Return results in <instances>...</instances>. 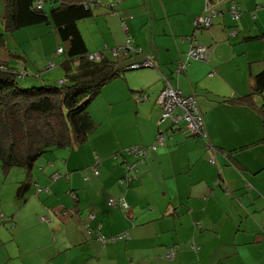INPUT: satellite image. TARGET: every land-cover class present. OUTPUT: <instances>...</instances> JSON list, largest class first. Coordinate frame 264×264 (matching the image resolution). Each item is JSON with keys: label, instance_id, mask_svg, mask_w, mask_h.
<instances>
[{"label": "crops", "instance_id": "0c3cea01", "mask_svg": "<svg viewBox=\"0 0 264 264\" xmlns=\"http://www.w3.org/2000/svg\"><path fill=\"white\" fill-rule=\"evenodd\" d=\"M96 1L93 16L77 22L93 45L83 37L89 52L104 45V56L113 59L111 50L130 36L141 51L120 62L152 57L155 67L127 68L102 88L88 108L95 129L60 154L62 165L52 162L29 180L14 171L0 185L7 199L0 205V264H264V91L241 104L223 102L250 93L253 76L264 69V0H234L240 19L221 14L209 29L192 25L204 0ZM49 27L21 29L44 37L38 45L44 59L57 44ZM190 38L210 49L209 62L175 71ZM21 49L10 50L27 56ZM161 75L182 95L196 96L208 142L232 157L217 152L209 163L202 141L183 130H168L165 144L148 149L142 162L126 152L150 147L162 128ZM141 93L147 100L140 102ZM134 163L137 178L120 183ZM111 197L123 198L130 212L109 207ZM123 232L125 239L99 240Z\"/></svg>", "mask_w": 264, "mask_h": 264}, {"label": "trees", "instance_id": "16d2710c", "mask_svg": "<svg viewBox=\"0 0 264 264\" xmlns=\"http://www.w3.org/2000/svg\"><path fill=\"white\" fill-rule=\"evenodd\" d=\"M2 2L3 13L0 16V22L4 32L13 33L23 28L38 25L50 26L49 28L55 35L57 43L50 55V59H48L49 63L47 67L40 68L36 65H31L26 55L11 51L4 42V33H0L1 46L3 48L6 47L5 49L8 51L7 58H5L6 60H0V167L5 171L11 167H20L25 173V180H29L36 161L43 154L49 153L54 149L75 146L87 139L88 135L95 129V124L90 117L88 108L107 83L117 78L122 79L124 71L127 68H131L136 64H142L145 60H148L151 64L150 67L146 68H153L155 65L152 57H143L141 62L130 64L121 63L122 56L113 59L105 57L104 51L106 48L104 45L99 51L89 52L77 22L93 16L94 10L97 8L96 0H2ZM46 2L49 3V9H46ZM224 2L227 3L226 6H224ZM211 3H216L218 5H216L214 10L215 13L211 18L210 26L204 29H209L212 26L213 18L224 13H227L233 22H237L240 19L242 11L234 0H224L223 2L221 0L215 2L214 0H204V8L200 15L205 14L204 10L206 5H211ZM232 6L235 8V15L237 18H232L229 14ZM108 9H110L111 12H116L114 15H117L118 11L115 5H108ZM196 18H194L193 21ZM193 27L194 29H203L196 25H193ZM235 34L236 30L233 27L229 31V35L234 36ZM259 38L264 39V32L259 34ZM192 41L200 45L195 39L190 38V43ZM127 44L132 45L133 48L139 50V52L129 50L126 54L129 52L140 53V48L133 45L130 36L126 38L125 45L120 48H125ZM200 46L207 48L208 53L206 59L198 60L195 58H187V50L184 53V58L182 57L177 61L175 71L177 69L179 71L182 70V72L185 71L187 65L192 61L209 62L211 56L210 49L205 45ZM59 48L61 51L57 52ZM92 53H99L101 55L99 60H91L89 55ZM11 57L20 60L19 63L23 66L24 72H19L20 70L9 65L11 63ZM18 65L20 66V64ZM29 65L34 67L32 71L27 70ZM57 65L62 69V76L53 80L56 83L46 84L44 73ZM38 68H40V70H38ZM46 74H48V72ZM213 74L214 71L211 70L209 76ZM25 78H30L37 82L40 81L41 85L34 86V83L27 82L32 86L27 88L19 86L17 80ZM161 80L164 84L162 89L167 82L173 89L181 92L176 89L164 75H161ZM263 91L264 69L253 76L252 90L250 93L227 98L223 102L241 104L253 94H262ZM184 96H191L196 101L197 105L196 96L194 94ZM138 97L140 102L147 100V96L143 93L139 94ZM143 97H145V99L141 100ZM160 123H165L166 128H159L157 134L161 133L162 130H169L171 134L178 130H183L190 134L183 129L184 124L182 123L177 129L174 127L170 128V125L166 122ZM205 134V137L190 135L202 141L206 153H208L207 161L209 163H211L209 161L211 158L214 159L213 161L215 163V154L217 152L224 154L226 158L231 156L232 151H222V149L214 145L211 146L208 142L206 131ZM167 137L166 133V139ZM129 149L130 148L126 149L127 153H130ZM144 156H134L136 163L142 162ZM97 162L99 161L97 160L96 163ZM96 163L92 166L93 173L97 171L94 167ZM136 163L127 165L126 170L128 171L127 175L135 171L134 175L137 178L134 166ZM97 174L94 173V175ZM52 177L55 178L56 176H51V178ZM216 181V183H218L217 179ZM224 189L225 191L228 190L227 188ZM36 190L38 191L40 189ZM72 197L75 200L77 199L76 195H72ZM107 205L109 207H118L125 214H128L131 210L130 206L128 209H125L120 205H109L108 201ZM91 217L92 215L89 214V218ZM121 234L124 236L119 239L116 238L111 240L112 236L105 237L101 235L105 238L101 241L100 236L99 240L102 243H106L119 241L127 237L126 232L117 235ZM117 235L113 236L117 237Z\"/></svg>", "mask_w": 264, "mask_h": 264}, {"label": "built area", "instance_id": "2783aa9c", "mask_svg": "<svg viewBox=\"0 0 264 264\" xmlns=\"http://www.w3.org/2000/svg\"><path fill=\"white\" fill-rule=\"evenodd\" d=\"M113 14H116V12H112ZM203 15L198 16L194 21L193 25H196L197 27L207 28L210 26L211 18L214 15L215 11L213 10V7L209 4L206 5ZM229 14L232 18H237L235 13L234 6L231 7ZM125 27L124 23H122ZM126 29V28H125ZM132 50L139 52V50H135L132 45L127 44L125 48H114L111 50V56L113 58H120L121 56H124L127 51ZM61 49H57V52H60ZM208 51L207 48L204 46L198 45L195 41H192L190 44V47L187 51V58H195L198 60H204L206 59ZM101 55L99 53H92L89 55V58L91 60H99ZM138 65H144V66H151L150 62L147 60L144 61L142 64H136ZM183 67V65H182ZM144 100L145 97L141 98V100ZM156 104L160 110V122H166L168 125L174 128H179V126L184 124L183 129L188 131L191 135H200L205 137V131H204V123L202 114L198 109V106L196 105V101L191 96H184L179 91L173 89L171 86H169V83L166 82L164 88L159 93ZM166 131H161V133H158L156 135L155 142L150 147H133L129 149V152L133 154L135 157L144 156L146 151L148 149H156L157 146L162 145L166 142ZM201 138V137H200ZM214 159L211 158L209 161L211 163H214ZM95 174H97V171H94ZM135 171L132 172V174L127 175L126 177H123L119 179L120 183L123 184H129L132 180L136 179V176L134 175ZM109 205H120L124 207L125 209L129 208V205L126 201L121 199H114L110 198L108 200ZM43 220V218H41ZM124 235H117V237L112 236L111 240L122 238ZM105 237L101 236L100 239L103 241ZM194 249L196 247L192 246ZM168 256H171V253H169Z\"/></svg>", "mask_w": 264, "mask_h": 264}, {"label": "rangeland", "instance_id": "374dc122", "mask_svg": "<svg viewBox=\"0 0 264 264\" xmlns=\"http://www.w3.org/2000/svg\"><path fill=\"white\" fill-rule=\"evenodd\" d=\"M46 9H49V3L46 2ZM213 10H215L216 8V3H211ZM3 13V2L2 0H0V16ZM225 15H227L229 17V15L227 13H224ZM79 28L81 30V34L82 36L86 39L87 35H86V30L83 27L82 22L78 23ZM32 32L31 28L29 29H24V30H18L17 32H13V33H8V32H4L3 27L1 25L0 22V33H4L3 35V39L4 42L7 43V47L10 49H15V50H22L21 48L25 49L27 52V57L29 60V63L31 65H36L40 68L42 67H47L48 59H50V56L47 59H44V54L42 53V50L40 49V47H38V45H40V39H43L42 37H39L37 39H32L35 37V35H30L29 37L26 36V33ZM48 38H46L47 41ZM87 40V44L89 49L93 48V45L91 43V41ZM22 46V47H20ZM6 48V47H5ZM3 48L1 46L0 43V60H6L5 58H7V50ZM11 63L9 64L11 67H15L18 70H20L19 72L23 71V66L21 65V63H19V59L15 58V57H11L10 58ZM206 61V60H205ZM20 64V66L18 65ZM22 68V70H21ZM40 68H38V70H40ZM24 72V71H23ZM48 72V74H46ZM46 73H44V79L46 80V84H54L56 82H54L53 80H55L57 77H61L62 76V69L60 66H56L52 69H50L49 71H47ZM30 75V74H29ZM18 85L23 87V88H27V87H31L32 85L30 83L27 82H32L34 83V86H40V81H34L30 78H25V79H18L17 80ZM37 82V83H36ZM36 83V84H35ZM159 125H161L162 129H165L164 126H166L165 123H158ZM165 144V143H164ZM162 144V145H164ZM161 146V145H159ZM68 149L66 148H62V149H54L53 151L49 152V153H45L43 154L40 158H38V160L35 163V167L32 170V172L37 173L38 171L46 170L49 169L51 167V163L55 162L58 163L60 165H62V157L60 154L62 153L63 155L65 154V152H67ZM5 170H3L0 167V185L4 186L8 183L9 180H11L12 178H14V171H23L20 167H11L9 169H7L6 172H4ZM10 171V172H9ZM25 177V176H24ZM4 179H5V183H4ZM54 180V179H52ZM42 190L47 191V187H41ZM71 193V199L73 201H75V199L72 197L73 192H69V194ZM4 197V190L0 193V205L3 204L4 207L7 206V199L3 198ZM89 217V215L87 216ZM1 225V223H0Z\"/></svg>", "mask_w": 264, "mask_h": 264}, {"label": "water", "instance_id": "95a60500", "mask_svg": "<svg viewBox=\"0 0 264 264\" xmlns=\"http://www.w3.org/2000/svg\"><path fill=\"white\" fill-rule=\"evenodd\" d=\"M146 67H150V66L138 65L131 67V69L146 68Z\"/></svg>", "mask_w": 264, "mask_h": 264}]
</instances>
